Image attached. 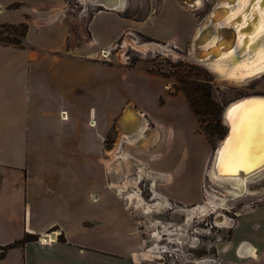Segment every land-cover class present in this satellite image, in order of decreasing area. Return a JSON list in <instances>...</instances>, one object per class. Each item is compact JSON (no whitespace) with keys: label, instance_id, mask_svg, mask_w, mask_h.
Returning a JSON list of instances; mask_svg holds the SVG:
<instances>
[{"label":"crops","instance_id":"0c3cea01","mask_svg":"<svg viewBox=\"0 0 264 264\" xmlns=\"http://www.w3.org/2000/svg\"><path fill=\"white\" fill-rule=\"evenodd\" d=\"M116 2L118 7L106 8L90 0H0V36L6 33L3 24L27 25L20 45L0 41V264H130L132 250L124 238L117 232L109 237V221L119 224V210L103 186V164H109L103 154L114 116L118 122L131 105L146 132L166 85L160 75L105 59L102 51L137 34L182 49L207 0L196 8L180 0ZM107 70L122 82L135 74L161 82L154 89L153 109L122 94L107 118ZM181 101L191 110L187 100ZM167 125L175 146L176 134ZM193 135L199 139V150L198 143L190 147L199 156L200 177L211 162V147L203 133ZM124 136L119 134L128 143L134 139ZM182 143L184 159L188 145ZM160 165L167 178L168 168L179 167L173 156ZM192 175L191 170L174 190L196 193ZM49 233L52 242L46 244L42 239ZM27 235L37 239L3 251ZM215 258L212 264H264V202L239 214Z\"/></svg>","mask_w":264,"mask_h":264},{"label":"rangeland","instance_id":"374dc122","mask_svg":"<svg viewBox=\"0 0 264 264\" xmlns=\"http://www.w3.org/2000/svg\"><path fill=\"white\" fill-rule=\"evenodd\" d=\"M214 2L215 0H207V6L199 10V15H203V18L207 16L214 6ZM4 31L6 33L2 38L11 42L20 40L23 33L21 27L12 25L6 27ZM132 38H134V41ZM144 43L150 44L152 47L150 46L146 51H142L141 45ZM156 43L163 46V48L158 49ZM113 48L109 49L111 51L108 60L158 74L166 86L156 100L160 109L152 111L155 121L152 122L149 119L146 121V141L129 145L130 143L126 139L119 138L116 130L117 115L114 116L109 128L106 143L107 150L104 152L103 158H106V161L111 159V152L115 156L109 164H103L102 182L104 188L108 190L109 198L111 199L110 196L112 195L115 200L114 204L118 206L119 210V224L109 221V237L111 235L116 236L115 233L117 232V236L123 237L126 246L136 255L142 253L144 249L154 248V251L156 250L155 254L159 256V258L144 260L139 257L138 261H135L131 252V259L128 260L130 264H193L187 260L202 257L212 258L216 261V248L229 239L231 228L239 214L251 206L264 202V173H260L259 177L251 180L247 186V191H258V194L243 193L231 202L227 200L225 203L229 206H226V208H213L207 211L206 214H196L185 225V213L180 209H191L197 204L207 201L206 190L208 188L213 191V195H216L217 199L220 195H226L219 184L209 179L206 172L207 166L199 177V156L196 158L193 156L190 144L198 143L199 150V139L193 134L201 131L210 143L211 160L216 146L227 133V127L222 122L225 107L237 98L252 94H264V73L247 76L244 80L229 79L224 71H228L231 65V62L227 60L219 63L222 67L219 71L223 73L219 76L207 66L189 56V46L176 49L141 34L133 37L125 36ZM107 74V118L112 115L117 96L122 94H129L131 97L139 99L147 109H153L154 89L161 82L149 81L137 74L122 82L110 70H107ZM186 94L197 102L207 97L219 109L216 116L217 121L211 115H202V126L205 131L199 129V125L196 127L197 118L192 110L183 107L184 103L181 100L186 102ZM170 97L176 99H169ZM93 103L95 102L93 101ZM175 112L178 114L180 122L177 120L178 117ZM98 118L99 116L96 120ZM167 124L172 126L176 134L175 146L170 141ZM182 141H185L188 145V153L184 159L182 158L183 149L180 148L183 146ZM116 145L118 146L117 149L115 148ZM122 152L130 153L136 160L132 158L123 159L121 157ZM156 153L159 154V159L150 160V157ZM171 156H173V165L179 163V167L176 170H173L172 167L167 169L171 171V178L169 179L171 183H167L166 178L160 173L165 170L160 162ZM191 170L194 177L193 189L196 193H193V195L174 190L177 183L187 176ZM139 172L142 179L138 177ZM135 180L138 181L137 185L146 200L151 198L150 188L153 181L155 188L166 195L169 205H165L157 212L153 211L147 214L143 211V206L136 205L137 201L135 199L130 204L127 200V194L135 189V186L130 183L128 188L122 191L121 194H118L117 188L127 181L134 182ZM240 188L242 189V186ZM220 212L231 220V223L227 226L215 222V217ZM153 222H156V225H152ZM176 226H181L189 235L183 243H178L176 234L172 233L171 235L163 234L157 242L158 246L154 245L156 242L155 230L160 231L162 234L166 232L164 227L167 230H172ZM118 229L122 231L118 232ZM193 240L195 241L194 246H192Z\"/></svg>","mask_w":264,"mask_h":264},{"label":"bare ground","instance_id":"6f19581e","mask_svg":"<svg viewBox=\"0 0 264 264\" xmlns=\"http://www.w3.org/2000/svg\"><path fill=\"white\" fill-rule=\"evenodd\" d=\"M90 1L91 4L106 8L118 7L117 0ZM180 1L191 8H196L201 3V0ZM132 39L134 41V38ZM150 46L144 43L141 50L146 51ZM156 46L158 49L163 48L159 44ZM188 46L189 56L219 76L223 74L219 71L222 69L219 63L227 60L231 65L228 71H224L229 79L244 80L247 76L264 73V0H216L208 18L200 21L195 28ZM195 47H198L196 52ZM211 49L216 50V57L212 62L207 56L208 50ZM110 51H102L103 58L108 59ZM123 112L117 125L127 137L135 134L129 143L146 141L144 121L140 114L136 113L131 105ZM126 121H130L132 125L127 127ZM222 121L227 127V133L213 152L207 175L212 182L221 186L226 195H220L217 199L208 188L207 201L199 204V215L206 214L213 208L224 209L229 206L225 203L227 200L231 202L243 193L258 194V191H247V186L251 180L259 177L260 173H264V94L247 95L231 101L223 111ZM90 124L93 125L94 121L91 120ZM110 155L111 158L115 156L112 152ZM123 156L129 158L130 155L125 153ZM139 176H142L140 172ZM126 187L127 184H124L120 188L121 191ZM128 196L130 203H133L134 196L139 197L136 192ZM159 206L160 204H157V207ZM152 211L150 207L145 208L147 214ZM215 222L227 226L231 220L220 212L216 215ZM155 233L160 239V233ZM47 238L51 239V234L44 236L43 240ZM244 248L241 246V254L246 252ZM155 251L154 255L145 253L143 256L159 257ZM133 259L138 261L136 253ZM212 261V258H202L195 264H212Z\"/></svg>","mask_w":264,"mask_h":264},{"label":"flooded vegetation","instance_id":"af4514ba","mask_svg":"<svg viewBox=\"0 0 264 264\" xmlns=\"http://www.w3.org/2000/svg\"><path fill=\"white\" fill-rule=\"evenodd\" d=\"M122 134V131L119 129L118 130V134H120V133ZM130 137H134L135 136V134H131V135H129ZM128 136V137H129ZM122 157V156H121ZM113 158V157H112ZM111 158V159H112ZM129 158H132V157H129ZM111 159H108V161L107 162H111ZM133 159V158H132ZM136 160V159H135ZM165 178H166V180H167V183H171V181L169 180L170 179V177H166L165 175H163ZM138 177L140 178V179H142V176L140 177L139 175H138ZM130 183H132V185H134L135 186V189H133L131 192H129L128 194H127V200L130 202V198H129V196L128 195H132L133 194V192H136L137 194H138V198L137 197H135L134 196V199H135V201H137L136 202V205H138V206H143V211L145 212V208H148V207H150V208H152L153 209V211H158V210H160L161 208H163L165 205H169V202L166 200V195L163 193V192H159L156 188H155V183L152 181V183H151V188H150V191H151V194H150V196H151V198L150 199H148V200H146L143 196H142V193L140 192V188L138 187V185H137V183H138V181H134V182H132V181H127V182H125L124 184H127V187L125 188V190L128 188V186L130 185ZM123 184V185H124ZM123 185L122 186H119L118 188H117V190H118V192H119V194H121V192L122 191H124L123 189H122V191H121V187H123ZM134 202V201H133ZM130 204H132V203H130ZM157 204H160V206L159 207H157ZM155 207H157V209H155ZM182 212H184L185 213V222H184V224L186 225V223H188L189 222V220H191V218H193L196 214H199V204H197L196 206H194L193 208H191V209H186V208H181L180 209ZM152 211V212H153ZM156 222H158V221H156ZM156 222H153V224L152 225H156ZM164 229H166V232H164V233H162L161 234V232L160 231H158V230H155V232H159L160 233V237L162 238V235L164 234V235H171L172 233H175L176 234V239H177V242L178 243H183L186 239H187V237L189 236L188 234H187V232L185 231V229H183L181 226H176L175 227V229H172V230H167V228L166 227H164ZM154 235H155V237H156V242H155V246H157L158 245V241L161 239H159V237L157 236V234L156 233H154ZM192 246H194L195 245V241L193 240L192 241ZM144 249V248H143ZM156 249V248H155ZM145 253H147L148 255H154V248L153 249H151V250H145L144 249V251L142 252V253H139V254H137V256L138 257H140L142 260H144V259H148L149 258V256H146V258H145V256H143V254H145ZM151 258H159V257H151ZM189 258V257H188ZM202 258H206V257H202ZM202 258H196V259H193V260H187L188 262H191V263H193V264H195L196 263V261L197 260H199V259H202ZM141 261V260H140ZM141 263V262H140Z\"/></svg>","mask_w":264,"mask_h":264},{"label":"trees","instance_id":"16d2710c","mask_svg":"<svg viewBox=\"0 0 264 264\" xmlns=\"http://www.w3.org/2000/svg\"><path fill=\"white\" fill-rule=\"evenodd\" d=\"M9 26H11V25L3 24L2 28L4 30L6 27H9ZM12 26H15V27L19 26V27H21L23 29V33L21 35V39L13 41V42L6 41V40H4L2 38L3 36L1 35L0 36V41L5 42V43H11V44L20 45L23 42V37L25 35L26 29H27V25L25 23H20L18 25H12ZM185 96H186V99L188 101V104H189L192 112L194 113V115L197 118L199 129L205 131V128L202 126V122H203L202 115L203 114L211 115V116H213L215 121H217L216 116L218 115L219 109H217L215 104H213L211 102V100H209V98L204 97V98L201 99V101L197 102L196 100L192 99V97L190 95L186 94ZM199 132H201V131H199ZM35 239H37V236H35V235H27V236L23 237L20 240H15V241L7 244L6 246L3 247V251L6 248H8V247H12V246H15L17 244H21V243H24L26 241L35 240ZM2 254H3V252L0 253V255H2Z\"/></svg>","mask_w":264,"mask_h":264},{"label":"water","instance_id":"95a60500","mask_svg":"<svg viewBox=\"0 0 264 264\" xmlns=\"http://www.w3.org/2000/svg\"><path fill=\"white\" fill-rule=\"evenodd\" d=\"M222 2H224V1H222ZM226 2H228V0H226ZM209 15H210V12H209V14H208L207 16H205L201 21H203V20H205L206 18H208ZM218 15L220 16V14H218ZM197 48H198V47H195V49H194L195 52L198 51ZM207 56H208V58H209V61L212 62V61L215 59V57H216V50H214V49H213V50H212V49H211V50H208V55H207ZM123 113H124V112H123ZM123 113L121 114V116L123 115ZM121 116H120V117H121ZM119 119H120V118H119ZM222 122H223V121H222Z\"/></svg>","mask_w":264,"mask_h":264},{"label":"built area","instance_id":"2783aa9c","mask_svg":"<svg viewBox=\"0 0 264 264\" xmlns=\"http://www.w3.org/2000/svg\"><path fill=\"white\" fill-rule=\"evenodd\" d=\"M49 234H50V233H49ZM42 242H44V243H46V244H49V243L52 242V239H48V238H47V240H45V239L43 240V239H42Z\"/></svg>","mask_w":264,"mask_h":264}]
</instances>
